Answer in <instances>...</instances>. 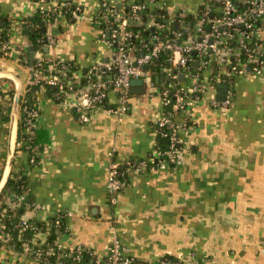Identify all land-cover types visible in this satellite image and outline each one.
I'll return each mask as SVG.
<instances>
[{
  "label": "crops",
  "instance_id": "crops-1",
  "mask_svg": "<svg viewBox=\"0 0 264 264\" xmlns=\"http://www.w3.org/2000/svg\"><path fill=\"white\" fill-rule=\"evenodd\" d=\"M58 1H70L84 14L74 22L58 16L52 30L56 42L46 57L73 64L77 76L108 61L113 50L94 24L99 0ZM204 1L156 0V5L165 6L174 18L179 9L193 15ZM52 7L48 0H0V28L5 27L12 51L10 58H0V70L27 79L28 69L17 61L24 53L29 58L32 46L23 31L24 20ZM0 86L1 180L10 154L16 93L7 78H0ZM144 89V94L133 95L126 115L119 118L97 108L86 124L79 122L72 103L56 100L49 90L38 93L34 135L38 162L31 165L29 153L17 150L9 177L15 184L23 177L27 187V205L19 217L39 221L67 212L56 239L59 246L69 251L82 246L99 259L107 256L113 227L136 264H159L163 259L183 264H264V74L236 77L229 109H212L206 97L196 103L182 164L145 174L127 170L125 185L112 203L107 191L110 153L121 160H147L156 147L154 127L161 117V102L150 96L148 83ZM17 142L18 132L15 147ZM6 235L0 234V264L26 261L3 240Z\"/></svg>",
  "mask_w": 264,
  "mask_h": 264
},
{
  "label": "built area",
  "instance_id": "built-area-1",
  "mask_svg": "<svg viewBox=\"0 0 264 264\" xmlns=\"http://www.w3.org/2000/svg\"><path fill=\"white\" fill-rule=\"evenodd\" d=\"M136 1L99 0L94 24L101 29L113 56L106 62L91 65L79 76L73 64L50 61L45 52L55 45L52 30L58 16L66 15L72 21L83 17V9L70 1L50 0L53 7L41 11L47 20V34L39 39L33 67L29 66L25 53L17 57L18 63L29 72L27 79L22 81L18 109L20 129L14 153L16 155L17 150L29 153L31 165L38 162L39 156L34 135L39 116L35 102L40 91L51 89L56 100L72 103L83 124L90 122V114L97 108H104L108 115L119 118L126 115L131 109L133 80L148 83L150 96L160 98L161 117L154 127L156 147L150 159L121 160L110 153L107 191L112 203L125 185L127 170L145 174L164 166L182 164L187 138L194 125L191 110L196 103L206 97L212 109H229L234 101V79L264 74V0H205L193 15L190 16L186 9H179L174 18L169 16L165 6H157L156 0L140 4ZM155 9L162 11L158 17L154 15ZM135 23H141L138 31ZM151 29L153 34L146 41L143 32ZM11 52L7 37L0 36V58H10ZM156 60H163V64L158 67ZM205 73L209 74L208 78ZM0 78L11 80L17 92L19 84L14 78L3 75ZM153 78L160 81L159 84ZM218 84L227 87L223 101L218 99ZM3 93L4 88L0 86V100ZM111 93H114L115 104L110 105ZM17 179L19 185L7 194L1 207V236L7 229L2 223V212L27 205L24 179L21 176ZM67 216V212H58L39 221L20 218L3 240L11 245L10 249L17 256L27 257L19 264H51L52 258L54 264H136L113 227L104 259L94 257L92 251L82 246L69 251L61 248L57 240L50 241L49 236L53 231L59 233ZM12 232L22 243L21 250L16 247ZM159 264L183 263L163 259Z\"/></svg>",
  "mask_w": 264,
  "mask_h": 264
},
{
  "label": "trees",
  "instance_id": "trees-1",
  "mask_svg": "<svg viewBox=\"0 0 264 264\" xmlns=\"http://www.w3.org/2000/svg\"><path fill=\"white\" fill-rule=\"evenodd\" d=\"M48 1H50V0H48ZM136 2L139 3V4L142 3V1H140V0H137ZM161 13H162V11H160L159 9H155V11H154V15H156L157 17ZM64 16L68 18V16H66V15H64ZM157 19L160 20L161 22H164L163 19H159V18H157ZM70 21H72V20H70ZM24 22H25V24H24L23 31L25 32V34L30 39L32 46L35 47L36 49H38L39 48V43H38L39 39L45 37L46 34H47V32H46L47 20L42 16L41 11H40L34 17L29 18V19H25ZM72 22H74V21H72ZM139 29H140V27L135 25V30L138 31ZM152 34H153L152 30H148L146 32H143V38L147 41L152 36ZM0 36H2L4 38L7 37V40H8V35H7V33H5V27H1L0 28ZM138 43H140V41ZM162 61L163 60H161V61L160 60H156L155 63L159 67L161 64H163ZM202 78L205 79L203 74H202ZM49 91L53 92V90H51V89H49ZM14 184H15V182H14L13 179H9L8 180V183H7L6 187L4 188L2 194L0 195V201H2L3 197L5 196V194H7V192L9 190L16 189L17 185H19L18 182H16L15 185ZM21 208L22 207H17L15 210H4L2 212V214L4 216L2 218V223L7 228V229H5L4 233H7L8 231H11L13 224L17 223L18 220L21 218V217H19ZM1 210L2 209H0V211ZM63 226L60 228L59 233L62 230ZM59 233L57 231H53V233L49 236V240L50 241L56 240ZM12 235H14V238L16 239V243H15L16 247L18 248V250H21L22 243L19 242V240L17 239V235L14 232H12ZM28 237H30V235H28L27 238ZM54 263H55V259L52 258L51 264H54Z\"/></svg>",
  "mask_w": 264,
  "mask_h": 264
},
{
  "label": "water",
  "instance_id": "water-1",
  "mask_svg": "<svg viewBox=\"0 0 264 264\" xmlns=\"http://www.w3.org/2000/svg\"><path fill=\"white\" fill-rule=\"evenodd\" d=\"M136 26L140 27L141 23H135ZM176 28L178 27V24L176 23ZM153 31V29H151ZM35 52L36 48L31 46L29 48V66L33 67L34 60H35ZM45 52H49L48 49H45ZM197 67V65H196ZM0 75L6 76V77H12L14 78L17 83L19 84V88L16 92L15 98H14V104H13V110H12V124H11V141H10V154L7 161L6 169L2 178V181L0 183V195L2 194L4 188L6 187L9 177L11 175L12 165L14 161V151H15V143L17 138V132H18V107H19V101H20V94L23 87L22 81L12 72H7L5 70H0ZM181 78L184 79V76L181 75ZM218 99L220 101L224 100L225 97V91L227 90V87L225 84H218ZM144 82L143 80H133L132 81V93L133 95H141L144 94Z\"/></svg>",
  "mask_w": 264,
  "mask_h": 264
},
{
  "label": "rangeland",
  "instance_id": "rangeland-1",
  "mask_svg": "<svg viewBox=\"0 0 264 264\" xmlns=\"http://www.w3.org/2000/svg\"><path fill=\"white\" fill-rule=\"evenodd\" d=\"M8 120V118L6 119V121ZM9 121V120H8Z\"/></svg>",
  "mask_w": 264,
  "mask_h": 264
}]
</instances>
